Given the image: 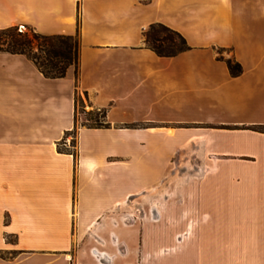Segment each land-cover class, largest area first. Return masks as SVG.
Returning <instances> with one entry per match:
<instances>
[{"label": "crops", "instance_id": "0c3cea01", "mask_svg": "<svg viewBox=\"0 0 264 264\" xmlns=\"http://www.w3.org/2000/svg\"><path fill=\"white\" fill-rule=\"evenodd\" d=\"M154 24L190 50L158 56ZM13 26L80 52L62 79L0 52V264H264V0H0ZM79 95L107 127L75 159Z\"/></svg>", "mask_w": 264, "mask_h": 264}, {"label": "trees", "instance_id": "16d2710c", "mask_svg": "<svg viewBox=\"0 0 264 264\" xmlns=\"http://www.w3.org/2000/svg\"><path fill=\"white\" fill-rule=\"evenodd\" d=\"M147 47L158 56L173 58L190 50L186 39L178 32L162 25L154 24L144 33ZM0 52L22 55L29 59L37 69L48 79H62L67 75L70 67L77 66L79 62L80 40L79 36H45L35 32L29 27L25 31L19 26L0 30ZM227 66L233 77L242 74L243 69L234 60H227ZM78 96L75 98V128L72 135L77 134ZM91 107L89 104H87ZM82 105V113L86 116L84 127L101 129L107 127L105 123L106 112L93 109L86 112ZM70 134V133H69ZM75 144V141H73ZM61 152L77 154L70 149L59 146Z\"/></svg>", "mask_w": 264, "mask_h": 264}, {"label": "rangeland", "instance_id": "374dc122", "mask_svg": "<svg viewBox=\"0 0 264 264\" xmlns=\"http://www.w3.org/2000/svg\"><path fill=\"white\" fill-rule=\"evenodd\" d=\"M21 30L25 31V28L20 27ZM79 102H78V112H77V128L82 127V124L85 123L86 121V116L85 114L82 113V105L86 106L85 110L86 112H89L92 110V107H87V103L84 99V97L82 95L78 96ZM71 135L74 139L73 141H75L74 148L72 149L73 152L76 153V136L72 135L71 133L69 134ZM63 143V142H62ZM145 180H151V178L147 177V178H143ZM172 178H168L165 180L164 184H168L169 181L170 183V187H169V193L168 196L163 195L162 194L158 195V193L156 192H144V193H140L138 194L136 197L130 199L129 201H127V204H137L135 206H137L136 209H134L133 213H136V217H134L135 220H138L139 222L143 219H145V204H177V181L176 179L171 180ZM168 191V190H167ZM151 194H153V199L150 197ZM125 214H128V212H126L124 210ZM124 215V216H125ZM135 216V215H134ZM128 219V217H126Z\"/></svg>", "mask_w": 264, "mask_h": 264}, {"label": "built area", "instance_id": "2783aa9c", "mask_svg": "<svg viewBox=\"0 0 264 264\" xmlns=\"http://www.w3.org/2000/svg\"><path fill=\"white\" fill-rule=\"evenodd\" d=\"M89 108V106H87ZM73 137L71 135H67L63 141V146L67 149L72 150L74 148L73 145Z\"/></svg>", "mask_w": 264, "mask_h": 264}]
</instances>
